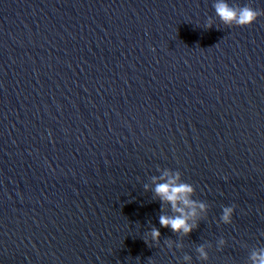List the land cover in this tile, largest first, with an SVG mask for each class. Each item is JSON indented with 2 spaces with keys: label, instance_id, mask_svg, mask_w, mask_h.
Listing matches in <instances>:
<instances>
[{
  "label": "water",
  "instance_id": "obj_1",
  "mask_svg": "<svg viewBox=\"0 0 264 264\" xmlns=\"http://www.w3.org/2000/svg\"><path fill=\"white\" fill-rule=\"evenodd\" d=\"M216 2L0 0V264L264 250V0H226L260 13L246 27ZM163 170L205 205L187 235L160 226Z\"/></svg>",
  "mask_w": 264,
  "mask_h": 264
},
{
  "label": "clouds",
  "instance_id": "obj_2",
  "mask_svg": "<svg viewBox=\"0 0 264 264\" xmlns=\"http://www.w3.org/2000/svg\"><path fill=\"white\" fill-rule=\"evenodd\" d=\"M216 15L226 25H235L236 27L250 26L259 17L260 13L250 7H241L239 9L230 6L226 0H217L213 5ZM212 24L209 21L205 28H211ZM155 185L153 192L160 201L161 215L159 223L161 227L170 228L173 232H180L185 235L189 234L196 226L195 218L200 212L205 211L203 203H197L191 199L193 188L190 184L180 182L178 172L163 170L159 176L152 178ZM145 190H148V185H145ZM165 205H167L175 215H166L164 213ZM233 209L225 207L221 220L224 223H229ZM192 221V222H189ZM151 237V242L158 241L160 232L157 228H152L150 233H146L144 242L149 244L148 236ZM223 243V241H221ZM201 256L206 258V253L201 247L198 249ZM187 259V257H186ZM252 264H264V250L259 253H253L251 256Z\"/></svg>",
  "mask_w": 264,
  "mask_h": 264
}]
</instances>
